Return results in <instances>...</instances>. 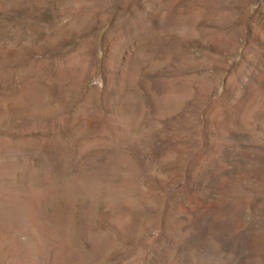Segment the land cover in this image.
<instances>
[{
    "label": "rangeland",
    "instance_id": "rangeland-1",
    "mask_svg": "<svg viewBox=\"0 0 264 264\" xmlns=\"http://www.w3.org/2000/svg\"><path fill=\"white\" fill-rule=\"evenodd\" d=\"M0 264H264V0H0Z\"/></svg>",
    "mask_w": 264,
    "mask_h": 264
}]
</instances>
